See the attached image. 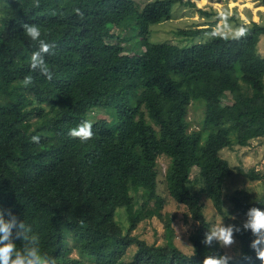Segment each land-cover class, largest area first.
Segmentation results:
<instances>
[{"label": "trees", "instance_id": "16d2710c", "mask_svg": "<svg viewBox=\"0 0 264 264\" xmlns=\"http://www.w3.org/2000/svg\"><path fill=\"white\" fill-rule=\"evenodd\" d=\"M177 1L196 6L192 0H149L142 7L136 0H0V209L6 219L10 211L28 225L41 253L56 264H203L206 256L227 253L215 242L202 243L211 229L202 195L228 218L223 190L233 168L220 150L264 137V55L258 52L264 23L239 21L234 35L210 23L179 29L193 36L183 45L151 41L150 26L170 19ZM25 23L39 26L42 39L55 44L46 56L51 81L29 67L38 43L24 34ZM117 27L138 33L140 43L127 49L115 41L120 36L108 30ZM134 50L128 58L125 51ZM28 75L34 83L24 87ZM194 102L204 106L197 130L188 119ZM100 108L109 116L91 119ZM84 120L92 122L94 135L82 143L68 132ZM163 154L170 159L166 189L196 221L194 253L176 245L169 222L164 244L133 234L141 220L162 216ZM252 177L261 175L252 171ZM152 201L155 208L148 207ZM251 207L263 209L264 196L234 195L233 211L241 218L233 224L242 225ZM120 208L128 215L126 230L117 219ZM236 236L241 254L229 264H261L249 246L251 232ZM132 245L136 251L126 260Z\"/></svg>", "mask_w": 264, "mask_h": 264}, {"label": "rangeland", "instance_id": "374dc122", "mask_svg": "<svg viewBox=\"0 0 264 264\" xmlns=\"http://www.w3.org/2000/svg\"><path fill=\"white\" fill-rule=\"evenodd\" d=\"M149 0H136L137 4L142 7ZM185 1V0H184ZM196 6H191L181 1H177L172 8V17L170 19L152 24L150 26L149 39L153 42H173L179 45L188 44L193 41V36L179 32V29H193L207 26V23L227 35H234L240 31L239 21L250 23L256 20L264 23V4L261 0H205L200 3L198 0H192ZM208 1V2H207ZM198 8L211 12V15H204ZM219 15L223 18L218 19ZM2 13L0 11V18ZM115 33L120 41L127 49L140 43L141 36L134 33L129 27H117L114 30H108ZM203 37V36H202ZM209 36L205 35L203 39ZM196 37L194 40H198ZM258 52L264 55V35L260 37L258 42ZM128 58L136 55V50L125 51ZM227 102L230 99H226ZM46 104L36 111L37 115L47 109ZM204 115V106L200 103H191L189 105L188 119L191 130L200 128ZM109 116L106 109H94L90 113V118ZM110 119H113L110 116ZM220 155L229 161L233 168L232 174L227 177L224 183V209L228 213V218L217 212L213 202L202 195V202L205 204V215L210 221L211 228L223 222L225 225L233 224L234 220L241 216L233 211V196L238 195L244 200H254L264 196V137H257L250 140L247 145L234 144L232 147H225L220 150ZM170 159L167 155H161L158 158L159 168V193L163 197L164 202L161 208L162 216L154 213L152 216L141 220L135 228L133 234L139 238L146 240L148 243L164 244L168 241L167 232L170 229L173 241L186 253L193 251L190 241V234L195 229L196 221L192 218L189 208L182 203H178L166 189L165 175ZM252 171L261 175V178H253ZM197 168L192 170L191 183L194 189L199 188L196 181ZM138 207L140 208L144 197L141 192L136 194ZM148 207L155 208V202H150ZM264 209V208H263ZM137 212V211H136ZM118 222L126 230L129 226L128 215L125 208H120L117 213ZM234 217V219H233ZM169 222L171 228L166 227ZM225 249V248H224ZM136 251V245H132L126 260ZM225 251L233 257L241 254V243L236 236V244ZM76 252V251H74ZM87 264H93L87 261Z\"/></svg>", "mask_w": 264, "mask_h": 264}, {"label": "clouds", "instance_id": "9594fccd", "mask_svg": "<svg viewBox=\"0 0 264 264\" xmlns=\"http://www.w3.org/2000/svg\"><path fill=\"white\" fill-rule=\"evenodd\" d=\"M24 34L33 42L38 43V50L34 52L29 60V67L33 72L38 71L49 81L53 79V72L46 62V56L54 54L55 44L42 39V32L36 24H23ZM32 75L25 76L22 80L24 87L33 85ZM93 124L88 120L82 121L79 125L71 128L68 135L74 139H79L84 143L90 140L94 133ZM32 142L39 143L38 136L31 137ZM246 219L242 225L221 222L206 231L202 243L212 246L214 242L221 248H231L236 244V234L242 231H250L254 237L250 242V248L255 253V258L264 264V209L251 207L247 210ZM234 219V217H233ZM22 242L21 247H17L16 240ZM40 239L38 235L32 233V229L23 221H18L17 217L10 211L8 218H5L4 210L0 209V264H56L55 257L44 255L39 247ZM194 253V250H193ZM245 260L252 257L244 255ZM234 257L228 253L213 254L206 256L203 264H229Z\"/></svg>", "mask_w": 264, "mask_h": 264}, {"label": "bare ground", "instance_id": "6f19581e", "mask_svg": "<svg viewBox=\"0 0 264 264\" xmlns=\"http://www.w3.org/2000/svg\"><path fill=\"white\" fill-rule=\"evenodd\" d=\"M200 3H203L205 0H198ZM208 2V1H207Z\"/></svg>", "mask_w": 264, "mask_h": 264}]
</instances>
